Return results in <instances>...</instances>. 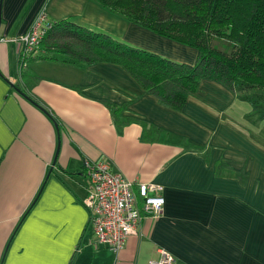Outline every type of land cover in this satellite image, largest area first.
Returning <instances> with one entry per match:
<instances>
[{
	"label": "crops",
	"instance_id": "obj_1",
	"mask_svg": "<svg viewBox=\"0 0 264 264\" xmlns=\"http://www.w3.org/2000/svg\"><path fill=\"white\" fill-rule=\"evenodd\" d=\"M42 6L165 58L197 57L94 0H0V264H148L161 250L174 264H264V142L243 122L255 123L247 102L203 79L174 110L115 64L58 55L18 67V38ZM86 158L163 186L160 214L117 254L92 233Z\"/></svg>",
	"mask_w": 264,
	"mask_h": 264
},
{
	"label": "trees",
	"instance_id": "obj_2",
	"mask_svg": "<svg viewBox=\"0 0 264 264\" xmlns=\"http://www.w3.org/2000/svg\"><path fill=\"white\" fill-rule=\"evenodd\" d=\"M94 1L129 22L194 48L196 60L173 61L68 18H51L53 27L26 60H57L60 55L68 63L118 65L145 93L174 110L183 108L202 79L215 80L264 117V0ZM258 92L256 101L253 93Z\"/></svg>",
	"mask_w": 264,
	"mask_h": 264
},
{
	"label": "built area",
	"instance_id": "obj_3",
	"mask_svg": "<svg viewBox=\"0 0 264 264\" xmlns=\"http://www.w3.org/2000/svg\"><path fill=\"white\" fill-rule=\"evenodd\" d=\"M52 27L53 19L42 6L18 38L21 44L18 67L26 65V57L36 51L44 32ZM83 173L87 184L82 202L88 211L95 241L117 254L127 237L137 233L143 218L160 214L164 205L163 186L128 179L119 170L112 169L108 160L84 159ZM148 264H174V257L161 250L160 256Z\"/></svg>",
	"mask_w": 264,
	"mask_h": 264
},
{
	"label": "rangeland",
	"instance_id": "obj_4",
	"mask_svg": "<svg viewBox=\"0 0 264 264\" xmlns=\"http://www.w3.org/2000/svg\"><path fill=\"white\" fill-rule=\"evenodd\" d=\"M44 7V6H43ZM145 30H147V29H145ZM147 32H149L150 34H153L151 31H149V30H147ZM154 36H156L155 34H154ZM158 37H160V36H158ZM127 43H130V42H127ZM132 45V44H131ZM134 46V45H133ZM157 47H159L158 49H161V45L160 44H158L157 45ZM172 50V46H169V45H167L166 46V53H171L170 51ZM161 55V54H160ZM161 56H163V55H161ZM165 57V56H164ZM166 58H168V59H172V60H175V61H181V60H179V59H177V58H175V57H172V56H170V57H166ZM203 80V79H202ZM201 80V81H202ZM253 95L255 96V98H256V101H259L257 98V96H259L260 95V93L258 92V94H254L253 93ZM252 106V104L251 105H249L248 103L247 104H245V105H238V108H241V109H245V112L250 108ZM252 108V107H251ZM260 109V108H259ZM252 111H253V108H252ZM260 112V111H259ZM247 114L249 113V110L246 112ZM249 116H252L254 119H255V123H253V122H251V123H248L247 122V120L245 119L243 122L244 123H246V127H248L250 130H251V133H253L254 134V137L255 138H258L260 141H262V142H264V117H262V115H261V113L260 114H258V113H255L254 111L253 112H251V115H250V113H249ZM249 116H248V118H249ZM247 128V129H248ZM257 139V140H258Z\"/></svg>",
	"mask_w": 264,
	"mask_h": 264
}]
</instances>
